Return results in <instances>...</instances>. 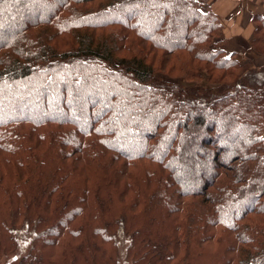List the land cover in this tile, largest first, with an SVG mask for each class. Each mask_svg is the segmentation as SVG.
Wrapping results in <instances>:
<instances>
[{
    "label": "trees",
    "instance_id": "trees-1",
    "mask_svg": "<svg viewBox=\"0 0 264 264\" xmlns=\"http://www.w3.org/2000/svg\"><path fill=\"white\" fill-rule=\"evenodd\" d=\"M221 29L208 0H0V259L264 264V65Z\"/></svg>",
    "mask_w": 264,
    "mask_h": 264
},
{
    "label": "crops",
    "instance_id": "crops-1",
    "mask_svg": "<svg viewBox=\"0 0 264 264\" xmlns=\"http://www.w3.org/2000/svg\"><path fill=\"white\" fill-rule=\"evenodd\" d=\"M208 4L222 26L217 39L221 47L234 53L241 64L264 65V53L258 54L252 47L257 26L253 17L264 15V0H208Z\"/></svg>",
    "mask_w": 264,
    "mask_h": 264
},
{
    "label": "rangeland",
    "instance_id": "rangeland-1",
    "mask_svg": "<svg viewBox=\"0 0 264 264\" xmlns=\"http://www.w3.org/2000/svg\"><path fill=\"white\" fill-rule=\"evenodd\" d=\"M229 53V52H227ZM243 65H250V64H243ZM204 83V82H203ZM205 84V83H204ZM17 239H18V245L19 248L17 250V253L13 254L12 257H8V261L10 260H16L18 256L21 255V253L27 251V249L30 247L31 242V235L20 231L17 233ZM129 240L123 236L120 237L117 241V254H116V263L117 264H130L129 260L127 259L126 254V247L128 245ZM12 258V259H10ZM7 259L2 258L0 259V264H6Z\"/></svg>",
    "mask_w": 264,
    "mask_h": 264
}]
</instances>
